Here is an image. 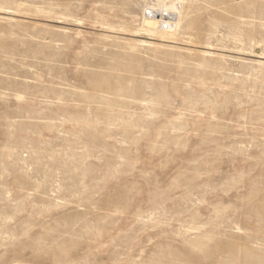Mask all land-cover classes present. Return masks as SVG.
<instances>
[{
  "label": "rangeland",
  "instance_id": "rangeland-1",
  "mask_svg": "<svg viewBox=\"0 0 264 264\" xmlns=\"http://www.w3.org/2000/svg\"><path fill=\"white\" fill-rule=\"evenodd\" d=\"M0 264H264V0H0Z\"/></svg>",
  "mask_w": 264,
  "mask_h": 264
},
{
  "label": "bare ground",
  "instance_id": "bare-ground-1",
  "mask_svg": "<svg viewBox=\"0 0 264 264\" xmlns=\"http://www.w3.org/2000/svg\"><path fill=\"white\" fill-rule=\"evenodd\" d=\"M163 24L165 27L172 28L171 23H169L167 21H165Z\"/></svg>",
  "mask_w": 264,
  "mask_h": 264
},
{
  "label": "built area",
  "instance_id": "built-area-1",
  "mask_svg": "<svg viewBox=\"0 0 264 264\" xmlns=\"http://www.w3.org/2000/svg\"><path fill=\"white\" fill-rule=\"evenodd\" d=\"M164 16H165V17H170L169 14H167V13H166Z\"/></svg>",
  "mask_w": 264,
  "mask_h": 264
}]
</instances>
